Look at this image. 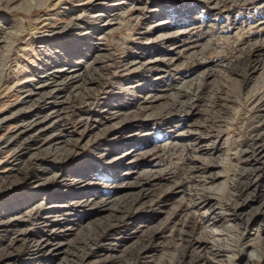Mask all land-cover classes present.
<instances>
[{
  "label": "rangeland",
  "instance_id": "374dc122",
  "mask_svg": "<svg viewBox=\"0 0 264 264\" xmlns=\"http://www.w3.org/2000/svg\"><path fill=\"white\" fill-rule=\"evenodd\" d=\"M5 1L0 143L65 104L0 150V264H264V0ZM62 69L82 81L18 103Z\"/></svg>",
  "mask_w": 264,
  "mask_h": 264
},
{
  "label": "bare ground",
  "instance_id": "6f19581e",
  "mask_svg": "<svg viewBox=\"0 0 264 264\" xmlns=\"http://www.w3.org/2000/svg\"><path fill=\"white\" fill-rule=\"evenodd\" d=\"M16 1H18V0H6L5 3L7 5H12ZM102 58H103V56L101 55V56H99V58L93 59L89 64L86 65V67H88L91 71H95L96 70L95 65ZM129 64L130 63H128V65ZM69 72H72V71H68V73H65V72H63V69H62V70L57 71L56 73H50V72L47 73L46 72L45 76L41 77L42 79L39 78L40 79L39 88H45L44 86H48V87H53L52 90L49 93L45 92L44 90L38 91V94H37V93H35L36 91L28 88V90H26L27 95L23 99H21L18 103L30 106V104H32L35 100L34 97L39 96V98H45V97L49 98L50 94L54 91V89L56 87L64 86L65 88H67L68 86L72 85V81L76 80V78H79V77H77L73 74L68 76L67 74H70ZM53 74H56V75H53ZM62 76H65V77L63 79H61ZM79 79L81 80V78H79ZM80 94H77L74 97H79V98L83 97V95L80 96ZM179 95H180L179 92H177V94L175 96H173L174 99H177ZM259 100H260V98L257 100V102ZM64 104H65V100L61 99L59 102H56V105L51 110V112L44 114L42 117H39V116L34 117L33 116L30 118V120L27 123L20 124L18 127H16V131L14 132L13 135L8 136L6 140H4L3 142L0 143V150L13 151L12 156H10V157H11V159H13V162L17 161V159H16L17 151H20L21 149H24V147L28 146V141H29L30 137L23 139V136L26 134V132H28L29 130H31L35 127H40V128H43V127L45 128L46 126L48 127L51 125V123H53L52 119L54 120V118H56L58 120L62 119L61 118V116H62L61 110L64 109L63 108ZM181 105H179V106H181ZM28 106H26V107H28ZM54 114H55V116L53 117ZM80 120H84V119H80ZM41 142L42 143H39V144L42 146L45 144H48V147L45 148V150H46L45 156L46 155H53V156L59 157L60 159L64 155H66V153L69 151L70 144H71V142L69 140H65V137H61V135H55L53 137L52 136L44 137V138H42ZM262 148H263L262 146L259 147V149H262ZM259 149L257 150L258 152H260ZM36 158L37 157H35L33 159L35 160ZM19 172H20V166L17 164H15V165L11 164V165H8V167H5V170H3V172L0 175V188L4 185L10 184L14 180H16V178L19 175ZM207 205H208V201L203 199V198L201 201L193 203V207L197 211H201L202 209H206V211H209V208H206ZM11 212L13 214L14 213L18 214L17 213L18 211H16V212L10 211V214H11ZM31 214H32V211H30L29 213H25L26 217H30ZM203 214H205V212L200 213L201 216H203ZM14 219L16 220V217ZM17 219H19V218L17 217ZM214 223H215L214 219L213 220L210 219L209 221H207V227L211 228L212 226H214ZM20 234H22V230L19 233H15L12 237L9 238V240H7L8 242L6 243V245L0 249V255H3V254L8 255L9 253H12L14 251L13 250L14 249L13 244L17 240H19ZM38 242H41L38 245L39 249H41L40 251H38V253H40V254L45 253V248H48V247H45L46 243L44 242V240L43 241L39 240ZM63 244L64 243L62 241H60L59 243H56L54 247H51L48 251L57 252L60 250V248L62 247ZM90 247H91V245H90ZM85 248L86 247H83V249L80 253V256H79L80 259L85 258L91 251V249H89L86 252H84ZM42 250H43V252L41 253ZM218 253L219 252H216V255ZM253 253L254 252H252V254Z\"/></svg>",
  "mask_w": 264,
  "mask_h": 264
}]
</instances>
